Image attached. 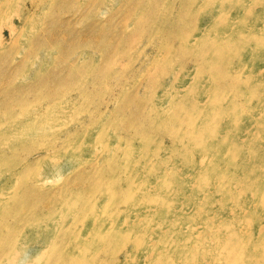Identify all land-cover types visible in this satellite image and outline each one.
<instances>
[{"label": "rangeland", "instance_id": "obj_1", "mask_svg": "<svg viewBox=\"0 0 264 264\" xmlns=\"http://www.w3.org/2000/svg\"><path fill=\"white\" fill-rule=\"evenodd\" d=\"M43 1L0 17V235L45 211L36 190L59 231L35 264L64 227L111 238L108 264H264V0Z\"/></svg>", "mask_w": 264, "mask_h": 264}, {"label": "bare ground", "instance_id": "obj_2", "mask_svg": "<svg viewBox=\"0 0 264 264\" xmlns=\"http://www.w3.org/2000/svg\"><path fill=\"white\" fill-rule=\"evenodd\" d=\"M21 4V6H24L25 9L30 12L31 10H36L37 8H41L44 6L43 0H0V17L10 11V7L14 4ZM18 11H15L14 13L18 15V22L20 26H23L27 22L26 16L23 14H18ZM8 26L12 32L14 30H17V23L12 18L9 17L7 19ZM13 43H16V41H13ZM13 45L11 44V47L9 48L7 46L6 40L4 38L3 31L0 30V61L7 63L8 59L6 60L7 53L10 52V50H13ZM12 56H10V59ZM195 106L199 109L196 113L194 111L191 113V116H194V119H202L207 120L215 123H221L223 121H226L229 116L226 114L221 115H209L202 111L203 103L194 100ZM226 135L225 131H212V132H206L205 136L209 138H213L216 141L222 139ZM203 149L209 150L211 146L209 144H198ZM78 179V178H77ZM79 180V179H78ZM80 182L76 181L73 184H78ZM117 191V190H116ZM27 198H38L42 197V199L39 200L40 208H47L44 212H40L38 216H26L25 214H19L13 218L14 223L11 225V228L7 230V233L5 235H0V264H9V262H3V258L8 254H13L14 257L17 255H20L22 253L24 259L26 260L22 264H35L34 261L36 260V263L38 261V258L41 256V254L45 251H49L46 248L48 247V237L51 234H54L55 232L59 231L58 228V219L56 216H51V212L54 209V202L55 198L53 196H48L44 198L42 194L36 190H31L28 194H26ZM18 204H13L12 207L15 209ZM31 206V204H28V207ZM9 215V214H7ZM75 221H78L80 219H83V216L75 215L74 217ZM56 221V222H55ZM1 223V221H0ZM56 223V224H55ZM49 224H55L53 228L48 226ZM1 225V224H0ZM70 227V226H69ZM39 228V237H34L30 234H25L26 230H33V229ZM20 235L23 236V239L20 242H13L12 237L15 236V233L17 231H21ZM81 233V230H80ZM46 241V242H45ZM119 241V237H118ZM127 241V242H126ZM112 242L111 238L102 240L101 246H96L90 239L85 238L82 239L77 232H72L70 228L64 227L62 232L59 235V240H57L56 243L51 245V249L48 255V258L44 264H108L106 259L104 258L103 253L105 252L104 247L107 248L108 245ZM122 247H126L127 245H131L132 248L137 249L141 245L140 238H134L132 240H129L127 238L122 239ZM23 246L24 249L22 252H19L20 248ZM37 249H45L42 250L37 257H34L35 252L33 253V250ZM90 248H97L98 252L95 256H93L91 259H80L76 257L75 253L80 249H90ZM195 255L192 257L195 258ZM205 256V255H204ZM190 259L186 260L182 264H193ZM249 260H244L242 263L247 264ZM114 263L119 264L120 263V255L114 256ZM227 264H241V262L238 260V252H236V258L232 261L226 262Z\"/></svg>", "mask_w": 264, "mask_h": 264}]
</instances>
